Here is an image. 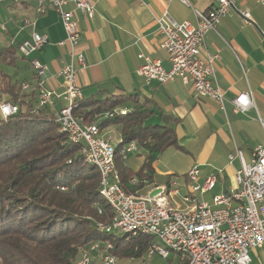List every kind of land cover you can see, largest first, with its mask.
Wrapping results in <instances>:
<instances>
[{"label":"crops","instance_id":"0c3cea01","mask_svg":"<svg viewBox=\"0 0 264 264\" xmlns=\"http://www.w3.org/2000/svg\"><path fill=\"white\" fill-rule=\"evenodd\" d=\"M10 1L26 12L15 25L9 45L31 39L34 32L47 35L48 43L31 58L47 64L46 87L58 95L63 94L66 81L58 72L70 62V48L60 44L67 37L61 16L52 6L43 13L37 12V0L0 2ZM187 2L98 0L92 17L85 16L73 1H69L65 9L74 12L80 28L81 40L77 49L86 59V65L79 66L83 99L130 95L131 99L114 110L128 113L135 104L145 105L153 112L148 123L169 122L175 129L177 144L158 155L151 165V179H145L144 186L135 188L134 193L146 196L158 188L167 190L176 178L181 193L186 194L189 191L188 171L197 166L200 182L213 173L218 176L213 190L198 193L199 200L210 202L215 195L227 194L236 187L235 175L241 167L238 154L250 162L253 149L264 144V126L259 120V116L264 118V6L255 0H238L237 10H231L221 19L218 32L210 31L206 35L203 54L220 55L214 81L224 92L222 107L216 100L196 95L192 85L180 79L166 84L147 83L137 72L142 64L138 57L140 52L159 59L165 68L170 67L168 53L161 47L158 16L168 12L178 22L188 20L196 24L195 10L206 11L212 7L210 0ZM246 10L250 13V22H246L242 14ZM17 56V73L24 76L22 83L29 82L33 86L35 73L31 58L22 56L19 50ZM245 91L252 92L254 106L245 112L237 111L233 98ZM65 104L59 97L50 107L52 113L57 115ZM104 113L98 112L102 114L98 117L95 114V122L105 119ZM101 134L112 136L117 147L122 143L117 125L102 130ZM230 154L235 158L231 160ZM146 155L147 152L140 148L127 159L121 158L122 165L138 171L143 167ZM144 172L149 173L148 170ZM133 178L137 183V176L131 180ZM171 203L183 205L180 197L172 198ZM250 255V264H264V247L252 249Z\"/></svg>","mask_w":264,"mask_h":264},{"label":"built area","instance_id":"2783aa9c","mask_svg":"<svg viewBox=\"0 0 264 264\" xmlns=\"http://www.w3.org/2000/svg\"><path fill=\"white\" fill-rule=\"evenodd\" d=\"M4 1V0H0ZM69 1L87 17L95 14L98 0H37L39 13L52 6L62 18L67 33L61 45L70 48V62L59 72L66 81L63 94H57L46 87L47 64L31 55L41 49L49 38L38 32L31 39L19 44L18 50L24 57L31 58L30 63L35 73L32 86L23 82L25 91L37 90L39 106L55 105L59 97L66 104L59 110L55 121L59 130L68 136V140L83 144L81 154L85 160L95 166L100 176V195L111 206L114 217L109 223L98 222L97 229L114 238L123 234L137 237H152L147 256L154 254L167 259L177 257V264H250V251L264 247V144L252 151V159H242L241 167L235 175L236 187L227 194H217L210 202L199 200L198 193H206L216 187L218 176L213 173L200 182V170L197 166L188 171L189 191L182 194L179 182L172 180L169 189L162 188L151 196L127 193L116 171V149L112 136H103L97 122H87L84 116L76 115L75 109L83 99L79 84V66L86 65V59L78 46L81 33L74 12L65 9ZM188 4L187 0H182ZM238 0H210L212 7L206 11L196 9L197 23L188 20L178 22L164 12L156 18L162 36L161 47L169 56L170 67L165 68L159 59L140 52L142 60L137 72L147 83L156 81L166 84L176 79L191 84L198 96L208 97L219 102L223 107L224 92L215 83L214 76L219 53L204 55L203 46L208 32H218L223 17L231 10H237ZM264 6V0H255ZM246 22L251 21L248 10L243 13ZM237 111L245 112L254 106L251 91L240 92L233 98ZM19 106L9 101H0V116L3 119L17 114ZM117 114H126L125 110L105 112L106 118ZM96 113V117H98ZM264 126V118L259 116ZM140 146L131 141L123 144L120 155L123 160L138 152ZM232 160L234 154L229 155ZM147 182V180H144ZM131 182H136L133 178ZM180 197L182 206L171 203V199ZM102 212V209H99ZM110 240L95 241L80 248L76 264H118L119 257L114 252ZM141 264H148L143 261Z\"/></svg>","mask_w":264,"mask_h":264},{"label":"trees","instance_id":"16d2710c","mask_svg":"<svg viewBox=\"0 0 264 264\" xmlns=\"http://www.w3.org/2000/svg\"><path fill=\"white\" fill-rule=\"evenodd\" d=\"M18 47L0 49V64L16 66ZM131 97L82 99L75 114L93 123L96 113L114 111ZM0 101L19 106L8 119L0 116V264H76L80 248L98 240H110L119 258L147 254L152 237L114 238L97 229L98 222L109 223L114 217L99 192V171L81 154L83 144L71 142L59 130L51 108L39 106L37 90L24 91L21 80L0 70ZM152 115L147 106L135 104L126 114L97 121L101 132L117 125L122 134L116 171L127 193L144 186V180L151 179L153 161L177 144L174 127L148 123ZM131 141L147 152L138 171L121 162L120 148ZM133 176L137 183L130 182Z\"/></svg>","mask_w":264,"mask_h":264},{"label":"rangeland","instance_id":"374dc122","mask_svg":"<svg viewBox=\"0 0 264 264\" xmlns=\"http://www.w3.org/2000/svg\"><path fill=\"white\" fill-rule=\"evenodd\" d=\"M17 5L12 3V1L0 2V49L10 44L15 33V25L25 17L26 10ZM0 70L15 75L19 80L24 77L21 73H17V67L14 65L1 63ZM26 77L28 76L26 75ZM143 261L148 264H177L178 259L173 254L167 259L158 254H154L149 258L145 254L143 257L137 256L134 260L128 257L119 258L118 264H141Z\"/></svg>","mask_w":264,"mask_h":264},{"label":"water","instance_id":"95a60500","mask_svg":"<svg viewBox=\"0 0 264 264\" xmlns=\"http://www.w3.org/2000/svg\"><path fill=\"white\" fill-rule=\"evenodd\" d=\"M160 191H161L160 188L155 189V190L151 193V196L156 195V194L159 193Z\"/></svg>","mask_w":264,"mask_h":264}]
</instances>
